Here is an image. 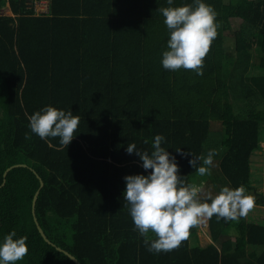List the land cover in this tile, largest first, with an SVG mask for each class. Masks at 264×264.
I'll return each instance as SVG.
<instances>
[{
    "label": "trees",
    "instance_id": "16d2710c",
    "mask_svg": "<svg viewBox=\"0 0 264 264\" xmlns=\"http://www.w3.org/2000/svg\"><path fill=\"white\" fill-rule=\"evenodd\" d=\"M203 2L217 13L218 34L198 75L162 66L167 0H50L41 15L26 0H0L12 13L0 14V242L12 231L27 238L17 264H76L65 251L81 264H264L260 222L214 215L211 242L153 253L124 200V178L151 172L128 144L150 154L159 134L186 184L201 178L202 162L189 161L216 150L201 200L243 185L264 202L251 184L257 150L264 167V73L249 74L264 69V0ZM185 4L195 0L171 6ZM231 17L241 20L229 50ZM46 106L79 116L67 148L31 131L28 117ZM37 189L35 216L51 242L33 219Z\"/></svg>",
    "mask_w": 264,
    "mask_h": 264
},
{
    "label": "clouds",
    "instance_id": "9594fccd",
    "mask_svg": "<svg viewBox=\"0 0 264 264\" xmlns=\"http://www.w3.org/2000/svg\"><path fill=\"white\" fill-rule=\"evenodd\" d=\"M167 3L168 7L159 9L170 33L167 50L162 54V66L169 71L183 68L202 75L204 59L218 34L217 13L203 0H195L194 7L189 4L172 7L173 0H167ZM28 120L31 131L41 139L58 137L60 145L66 148L80 122L79 116L73 115L72 111L65 112L53 106L34 112ZM25 138L31 139L28 134ZM163 140L162 135L155 136L150 154L138 150L135 143L128 144L126 149L129 154L136 152L145 170L151 169L149 175L124 178V200L130 206L135 228L150 252L175 250L189 238L190 230L205 218L215 215L218 219L238 221L247 217L254 208L255 197L243 185L234 189L224 186L217 194L208 193L201 200L202 188L181 180L175 157H170V153L161 147ZM216 155V150L212 149L206 156L193 157L189 163L196 167L201 161L196 167L198 175H210ZM14 237L16 233L12 231L0 242V264H17L27 255V238Z\"/></svg>",
    "mask_w": 264,
    "mask_h": 264
},
{
    "label": "rangeland",
    "instance_id": "374dc122",
    "mask_svg": "<svg viewBox=\"0 0 264 264\" xmlns=\"http://www.w3.org/2000/svg\"><path fill=\"white\" fill-rule=\"evenodd\" d=\"M224 1H227V0H224ZM7 11L8 10L5 9V13H8ZM240 20L241 19L238 17L230 18V24L226 30V36H227L226 44L228 45L229 50H231L233 47L234 40H235L234 32L238 30ZM260 73L261 74L264 73L263 68H258L257 66L252 65L249 69V74H260ZM261 106L264 107V105H261ZM214 123H217V122H214ZM219 135H220L219 133L213 132V136L215 139L219 138ZM251 171H252V181H251L252 183L251 184L253 188L255 189V191L262 190V193H263L264 192V167H263V154L261 150L255 151V153L251 157ZM199 180H201V178H198L196 181H199ZM255 208H257V205H254L253 211L251 210L252 213H250L251 211L249 212L250 214H248V217L256 216L252 219H256V218L262 219L260 218L262 214H259L261 207H258V209H255ZM261 248H264V246L259 247L258 251H260Z\"/></svg>",
    "mask_w": 264,
    "mask_h": 264
},
{
    "label": "crops",
    "instance_id": "0c3cea01",
    "mask_svg": "<svg viewBox=\"0 0 264 264\" xmlns=\"http://www.w3.org/2000/svg\"><path fill=\"white\" fill-rule=\"evenodd\" d=\"M212 173H214V172H211L210 175H212ZM194 176H200V175L194 174ZM207 177H208V175L201 176V180L195 181V185H197L198 187H201L203 189V187H202L203 184H201V182L204 181V179L207 178ZM218 185H220V184L218 182H216L214 185H212V187L216 188V187H218ZM259 191L260 190H258V192ZM260 192L262 193V190ZM203 197H204V195L201 193L200 198H203ZM255 205H257V208H255V209H258V207H261L259 214H262L261 217H260L262 219H259V218L251 219V218H254L256 216L248 217V215H247V217L245 219L255 220L256 222H260V223L264 224V202H262L261 204H255ZM252 211H253V209H252ZM252 211L250 213H252ZM250 213H248V214H250ZM253 213H255V212H253ZM208 229H209V227H208V218H205L204 220H202V222L198 226H195V227H193L190 230V236L188 238L189 243L190 244H196L197 243V244H200V245H204L207 242H211L212 239H211V237L209 235V230ZM231 233H232V235H235L234 234L235 233L234 229H231ZM261 246H262V244L258 245L257 246V250ZM261 249H264V248H261Z\"/></svg>",
    "mask_w": 264,
    "mask_h": 264
},
{
    "label": "built area",
    "instance_id": "2783aa9c",
    "mask_svg": "<svg viewBox=\"0 0 264 264\" xmlns=\"http://www.w3.org/2000/svg\"><path fill=\"white\" fill-rule=\"evenodd\" d=\"M50 0H26V7L30 8L33 14L41 15L46 14L49 11ZM8 4L0 7V14L5 13L7 9L8 14H12L8 9Z\"/></svg>",
    "mask_w": 264,
    "mask_h": 264
},
{
    "label": "water",
    "instance_id": "95a60500",
    "mask_svg": "<svg viewBox=\"0 0 264 264\" xmlns=\"http://www.w3.org/2000/svg\"><path fill=\"white\" fill-rule=\"evenodd\" d=\"M18 164H21V163H17V164H14V165H18ZM12 166V165H11ZM11 166H9V167H7L6 169H5V171H4V175L6 174V172L10 169V167ZM39 177V176H38ZM39 180H40V186H42V184H43V181H42V179H40V177H39ZM37 194H38V189L35 191V193H34V195H33V198H32V204H31V211H32V214H33V219H34V221H35V224H36V226H37V228H38V230H39V232H40V234L44 237V239L45 240H47V241H49V242H51L48 238H47V236L45 235V233H44V231H43V229L41 228V226H40V224H39V222H38V220H37V218H36V216H35V210H34V206H35V201H36V198H37ZM58 249H61V247H59V246H56ZM65 253L76 263V264H81L80 263V261L74 256V255H72L71 253H69V252H67V251H65Z\"/></svg>",
    "mask_w": 264,
    "mask_h": 264
}]
</instances>
